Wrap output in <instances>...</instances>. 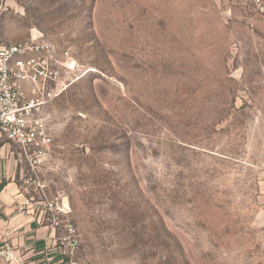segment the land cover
<instances>
[{"label": "rangeland", "instance_id": "374dc122", "mask_svg": "<svg viewBox=\"0 0 264 264\" xmlns=\"http://www.w3.org/2000/svg\"><path fill=\"white\" fill-rule=\"evenodd\" d=\"M31 35L73 66L42 111L39 173L68 264H264V15L244 0H9L0 44Z\"/></svg>", "mask_w": 264, "mask_h": 264}, {"label": "built area", "instance_id": "2783aa9c", "mask_svg": "<svg viewBox=\"0 0 264 264\" xmlns=\"http://www.w3.org/2000/svg\"><path fill=\"white\" fill-rule=\"evenodd\" d=\"M244 2L256 14L264 15V0ZM72 70L55 45L42 36L0 44V136L14 144L28 166L19 210L39 209L43 220L56 230L61 222L59 215L65 211L48 198L47 184L39 177L53 144L42 111L73 81ZM64 228L66 235L58 239L71 251L77 243L76 228L71 223L64 224ZM0 264H24L7 237L0 241Z\"/></svg>", "mask_w": 264, "mask_h": 264}, {"label": "crops", "instance_id": "0c3cea01", "mask_svg": "<svg viewBox=\"0 0 264 264\" xmlns=\"http://www.w3.org/2000/svg\"><path fill=\"white\" fill-rule=\"evenodd\" d=\"M8 5L9 0H0V12ZM27 170V163L14 144L0 136V241L9 238L24 264H68L56 245L57 230L43 220L41 211L19 210Z\"/></svg>", "mask_w": 264, "mask_h": 264}]
</instances>
